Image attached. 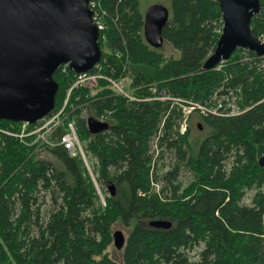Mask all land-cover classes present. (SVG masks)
Wrapping results in <instances>:
<instances>
[{
  "label": "trees",
  "instance_id": "trees-1",
  "mask_svg": "<svg viewBox=\"0 0 264 264\" xmlns=\"http://www.w3.org/2000/svg\"><path fill=\"white\" fill-rule=\"evenodd\" d=\"M94 1L103 58L90 74L103 78L73 88L76 74L60 67L54 113L66 104V124L75 121L96 180L80 156L57 145L41 158L30 137H19L24 123L0 121V264H264L263 59L238 49L204 68L223 29L217 0H170L161 34L180 58L148 44L140 0ZM260 3L251 24L258 39ZM105 78L130 79L134 100ZM232 106L244 112L226 116ZM194 114L205 138L191 135ZM91 117H104L108 130L93 135ZM170 153L175 162L165 171ZM182 170L190 173L186 185ZM110 181L116 193L103 188L104 204L96 182L108 190ZM121 228L126 243L117 251Z\"/></svg>",
  "mask_w": 264,
  "mask_h": 264
},
{
  "label": "water",
  "instance_id": "water-1",
  "mask_svg": "<svg viewBox=\"0 0 264 264\" xmlns=\"http://www.w3.org/2000/svg\"><path fill=\"white\" fill-rule=\"evenodd\" d=\"M223 16L222 34L205 62L213 70L238 50L254 53L264 61V43L252 34L251 24L262 12L260 0H217ZM90 0H0V121L36 124L56 108L59 86L54 74L67 65L75 74L90 73L102 60L100 30ZM170 14L164 6L152 8L145 17L144 35L154 48L162 47L161 31ZM87 126L93 135L108 130V124L91 117ZM264 167V156L260 159ZM110 195L116 193L107 183ZM152 227L169 229L167 221ZM121 251L126 234H113Z\"/></svg>",
  "mask_w": 264,
  "mask_h": 264
},
{
  "label": "built area",
  "instance_id": "built-area-1",
  "mask_svg": "<svg viewBox=\"0 0 264 264\" xmlns=\"http://www.w3.org/2000/svg\"><path fill=\"white\" fill-rule=\"evenodd\" d=\"M90 7L91 8L96 7V2L94 0H90ZM93 14H94L93 19L97 24L98 29L102 31L104 29V26L101 21L100 15L97 13L95 14L94 10H93ZM260 40L262 43H264V35L262 38H260ZM63 67H68V66L64 65ZM102 78L103 76L93 75L90 73L82 74V75L76 74V81L75 84L73 85V88L78 86L88 85L90 83H95L97 80ZM105 79L108 80L111 87L119 95H123L129 98L130 100H134V97L128 94V92L124 88L122 81H117L108 78ZM243 112L244 111L242 109L237 108L236 106H232L225 115L229 117H234L242 114ZM189 113L190 112L186 110V114ZM67 118L68 116L66 115V104H65L64 107H62L60 110L55 112L52 116L33 125L29 129V131L27 130V127L28 125L31 124L24 123V128H23L24 131L21 135H19V137L24 140L25 138L30 137L32 140L27 144L30 146H36L35 153L43 151V148L49 150L50 148L52 149L57 145H62L73 157L80 156L93 176L92 168L89 165V158L78 135L76 123L75 121H71L66 124ZM100 121L105 122L104 117H102ZM184 131H186V128Z\"/></svg>",
  "mask_w": 264,
  "mask_h": 264
},
{
  "label": "rangeland",
  "instance_id": "rangeland-1",
  "mask_svg": "<svg viewBox=\"0 0 264 264\" xmlns=\"http://www.w3.org/2000/svg\"><path fill=\"white\" fill-rule=\"evenodd\" d=\"M161 5L168 9V12H169V14L171 16L172 10H171L170 0H140V8H141V11H142L144 17H146V15L148 14V12L152 8H154L156 6H161ZM154 49H160L167 56H174V58H180V56H181V52L180 51L173 50L168 45V43L167 44H163L162 47H160V48H154ZM129 83H130V81H128L126 83H123V86H124L125 89H126V86L129 85ZM88 86L95 87V84L94 83H90V84H88ZM126 91L128 92V94L132 95L129 90L126 89ZM186 110L189 111V112H191V110H193V109H186ZM82 116L85 117V118H87L89 116V114L85 111V112L82 113ZM190 121H191V123H190V126H191V130H190L191 131V135H193L195 138H198V137L199 138H205L207 135L205 136V133L204 132H201V131H199L197 129V126L202 123L201 120H200L199 115L198 114L192 115L191 118H190ZM186 127L187 126L184 125L182 127V131H184ZM200 132L202 134H200ZM83 146H84V149H85V144L84 143H83ZM87 156H88V158L90 160L89 161V165H90L91 168H93L94 161L91 160V158H90V156L88 154H87ZM40 157L41 158H46V159L51 158L49 152L46 149H44V148H43V151L40 152ZM164 161H165V164H162V165H163L165 171L171 170V167H168V166L174 165L175 160H174L173 154H171V153L170 154H166L165 157H164ZM189 179H190V173L189 172H186V170H182L180 172L179 181L181 183H183L184 185H186L188 183ZM164 185L165 184L163 182V184L160 186V188L163 187ZM96 187H97V190H98V193H99V195L101 197L102 202L105 204V194H103V193H104V191L107 192V193H109L108 190H107V188H106V186L105 187H103V186L100 187L98 185V183L96 182ZM103 188H104V191H103ZM160 188H157V190H159ZM45 203L46 204L44 205V210H49L50 209V199H49L48 196L45 199ZM244 203L245 204H249L250 203V196L247 197V199L244 201ZM120 230H122L125 234L127 233L122 228ZM198 249H202V247L201 248H198ZM196 256H197L196 251H190L189 252V257L190 258L197 259Z\"/></svg>",
  "mask_w": 264,
  "mask_h": 264
},
{
  "label": "flooded vegetation",
  "instance_id": "flooded-vegetation-1",
  "mask_svg": "<svg viewBox=\"0 0 264 264\" xmlns=\"http://www.w3.org/2000/svg\"><path fill=\"white\" fill-rule=\"evenodd\" d=\"M148 44H150V43L148 42ZM200 131H201V132H204V133H205V136L208 134V130L206 129V127H205V128H202V127H201V130H200ZM201 132H200V134H202ZM206 133H207V134H206ZM192 136H193V135H192ZM200 136H201V135H200ZM193 137H194V136H193Z\"/></svg>",
  "mask_w": 264,
  "mask_h": 264
}]
</instances>
